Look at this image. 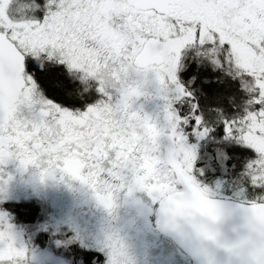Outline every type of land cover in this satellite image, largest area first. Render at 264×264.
<instances>
[{
    "label": "snow or ice",
    "instance_id": "obj_1",
    "mask_svg": "<svg viewBox=\"0 0 264 264\" xmlns=\"http://www.w3.org/2000/svg\"><path fill=\"white\" fill-rule=\"evenodd\" d=\"M149 75L155 115L132 107L134 78ZM10 157L87 185L109 212L115 192L146 191L203 264H237L207 178L240 190L264 238V0H0V163ZM109 240L82 264H125ZM23 256L0 231V264Z\"/></svg>",
    "mask_w": 264,
    "mask_h": 264
},
{
    "label": "rangeland",
    "instance_id": "obj_2",
    "mask_svg": "<svg viewBox=\"0 0 264 264\" xmlns=\"http://www.w3.org/2000/svg\"><path fill=\"white\" fill-rule=\"evenodd\" d=\"M134 80L143 94L134 98L133 109L155 115L163 104L159 83L151 75ZM40 171L34 165L28 171L15 157L0 163V231L10 233L15 247L24 251L17 264H81L84 251L105 253L109 238L123 245L125 264H191L159 233V204L146 191L133 187L129 192L126 186L115 192L109 212L94 204L87 185L71 178L50 184V176L41 179ZM217 179L207 184L210 197L246 202L233 183ZM28 199L45 206L44 219L22 226L3 207ZM77 250L80 259H74Z\"/></svg>",
    "mask_w": 264,
    "mask_h": 264
},
{
    "label": "water",
    "instance_id": "obj_3",
    "mask_svg": "<svg viewBox=\"0 0 264 264\" xmlns=\"http://www.w3.org/2000/svg\"><path fill=\"white\" fill-rule=\"evenodd\" d=\"M219 203L226 210L225 221L222 231L229 236L230 245L237 244L239 247L250 244L257 235L254 231L246 227L243 218V208L246 202L237 201L228 197H210ZM158 229L161 234L169 238L178 248H180L191 260V264H203V258L195 250L186 235L166 229L159 211ZM223 234V233H222ZM259 235V234H258ZM227 259V253H225ZM252 264H264V247L253 254Z\"/></svg>",
    "mask_w": 264,
    "mask_h": 264
},
{
    "label": "trees",
    "instance_id": "obj_4",
    "mask_svg": "<svg viewBox=\"0 0 264 264\" xmlns=\"http://www.w3.org/2000/svg\"><path fill=\"white\" fill-rule=\"evenodd\" d=\"M214 179L224 180V181H227L229 183H232L226 176L223 177L220 175H216V176L210 175L207 178V184L214 181ZM237 201H240V200H237ZM44 207L45 206H43L39 203H33V202H31V203H25V202L10 203L9 202V203H6L3 208L8 211L13 222H15L19 225H22V226H30L31 224L39 222V221L44 219L43 213L41 214V211H42V209H44ZM39 238H41V237H39ZM43 242H41V243H43ZM79 253H81V252H79V250H77L75 252L74 259L79 258V256H78Z\"/></svg>",
    "mask_w": 264,
    "mask_h": 264
},
{
    "label": "clouds",
    "instance_id": "obj_5",
    "mask_svg": "<svg viewBox=\"0 0 264 264\" xmlns=\"http://www.w3.org/2000/svg\"><path fill=\"white\" fill-rule=\"evenodd\" d=\"M262 247H264V238L257 234L250 244L238 247L228 258L236 261L237 264H252L253 254Z\"/></svg>",
    "mask_w": 264,
    "mask_h": 264
},
{
    "label": "flooded vegetation",
    "instance_id": "obj_6",
    "mask_svg": "<svg viewBox=\"0 0 264 264\" xmlns=\"http://www.w3.org/2000/svg\"><path fill=\"white\" fill-rule=\"evenodd\" d=\"M13 166H15V164H13ZM33 165H28V166H25L26 168H28V171H29V168H31ZM41 172V171H40ZM61 173H59V172H56L54 175H51L50 176V181H49V183L50 184H58V183H62V182H64L65 180L67 181V179H69V177H67L66 175L65 176H63V178H61ZM45 178H47V176H45ZM228 198H230V197H228ZM29 200H32V199H28V200H25L26 202H31V201H29ZM92 200H93V202H94V204H96L97 206H101V205H99L98 204V202L96 201V199H95V196L92 198ZM114 203H115V200H114ZM103 207V206H102ZM45 208V207H44ZM104 208V207H103ZM159 233H160V231H159ZM163 235V234H162ZM164 236V235H163ZM166 237V236H165ZM169 239V238H168ZM170 240V239H169ZM171 241V240H170ZM172 242V241H171ZM172 245H173V248H174V251L176 252V253H178L180 256H182V257H184L185 259H188L189 260V262L191 263V260H190V258L180 249V248H178L173 242H172ZM83 247V246H82ZM84 252H86V251H84ZM83 252V253H84ZM89 252H95L96 254H97V252L96 251H93V250H90ZM80 263L82 264V257H81V259H80Z\"/></svg>",
    "mask_w": 264,
    "mask_h": 264
}]
</instances>
